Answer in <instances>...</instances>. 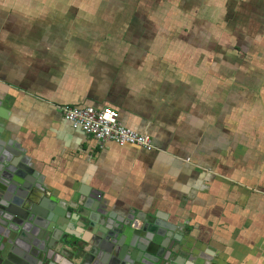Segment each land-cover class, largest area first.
Here are the masks:
<instances>
[{
  "label": "crops",
  "instance_id": "crops-1",
  "mask_svg": "<svg viewBox=\"0 0 264 264\" xmlns=\"http://www.w3.org/2000/svg\"><path fill=\"white\" fill-rule=\"evenodd\" d=\"M66 104L116 111L154 150L98 144ZM0 159L87 247L112 214L180 226L174 264H264V0H0Z\"/></svg>",
  "mask_w": 264,
  "mask_h": 264
},
{
  "label": "water",
  "instance_id": "water-1",
  "mask_svg": "<svg viewBox=\"0 0 264 264\" xmlns=\"http://www.w3.org/2000/svg\"><path fill=\"white\" fill-rule=\"evenodd\" d=\"M15 164L13 162L11 166H15ZM20 175L19 172H14L11 168L4 166L0 159V227L4 229L3 234H0V236L5 237L8 234V226L9 230L14 227L20 228L21 234L15 240V244H18L21 241L20 239L23 238L25 241L23 248L26 251V253L13 252L18 256V259L14 258L13 255L2 257L1 252L4 250V245L0 244V264H63V262L78 264L63 251L64 246L70 250L72 249V245L66 239V233H60L63 229L60 226L61 219L59 220V218H63L64 214L48 209L49 199L47 196L38 200V195L29 185L21 181ZM40 189L42 188L40 187ZM18 191H20L19 194L23 193V198L18 196L19 194L17 195ZM7 194H11V196H7ZM15 205H19V208L26 214L19 208V212H12L11 207ZM45 208L49 210L47 214L44 211ZM83 208V213L77 211L75 213L77 218L81 216L82 220H87L90 216L87 209H90V207L83 205ZM4 211L5 214H3ZM20 211L23 212L21 216ZM6 214L10 216L5 217ZM107 219L102 228L96 229L92 233L93 238L88 241V250L84 253L81 251L80 256L87 259L91 258V263L105 262L108 257L110 258V255H113L117 260L135 264H174V260L171 258L172 254L184 255L179 250L184 237L180 231V226H177L174 230L167 229L163 232L157 227L155 229L145 223L138 230L134 227V222L129 224L112 214H109ZM2 220L6 221L5 223L10 222V224L3 225ZM89 220H91V216ZM151 234H168L171 245L157 249L156 252L149 248L142 249L139 243L154 239ZM60 237H63L61 239L62 244L60 243ZM58 243H60V248L56 245Z\"/></svg>",
  "mask_w": 264,
  "mask_h": 264
},
{
  "label": "built area",
  "instance_id": "built-area-1",
  "mask_svg": "<svg viewBox=\"0 0 264 264\" xmlns=\"http://www.w3.org/2000/svg\"><path fill=\"white\" fill-rule=\"evenodd\" d=\"M59 109L66 121L98 144L111 141L119 147L137 146L148 152L154 150L149 136L122 126L118 121L117 112L110 108H80L66 104Z\"/></svg>",
  "mask_w": 264,
  "mask_h": 264
},
{
  "label": "rangeland",
  "instance_id": "rangeland-1",
  "mask_svg": "<svg viewBox=\"0 0 264 264\" xmlns=\"http://www.w3.org/2000/svg\"><path fill=\"white\" fill-rule=\"evenodd\" d=\"M77 212H81V213H83L84 212V208H81V209H78L77 210ZM78 219H80V220H82V217L81 216H79L78 217ZM62 234H65L64 232H61ZM67 236V235H66ZM75 236V235H74ZM63 237H60V243L62 244V242H61V239H62ZM70 243V245H72V249L70 250V249H68V248H66V246H64V248H63V251H65L69 256H70V258L72 259V260H75V257H79L80 256V254H81V251L84 253V252H86L87 250H88V247H87V245H83V244H81V242L79 243V241L80 240H72L71 238H69L68 236H67V238H66ZM60 243H58V244H56L57 245V247L58 246H60ZM56 247V248H57ZM66 248V249H65ZM80 258L81 259H83L81 256H80ZM81 259H80V263H81Z\"/></svg>",
  "mask_w": 264,
  "mask_h": 264
}]
</instances>
